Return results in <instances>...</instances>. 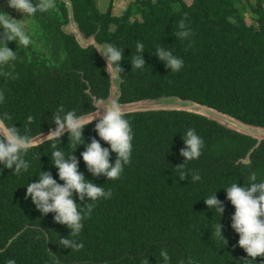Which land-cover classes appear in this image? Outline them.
Masks as SVG:
<instances>
[{"label":"trees","instance_id":"1","mask_svg":"<svg viewBox=\"0 0 264 264\" xmlns=\"http://www.w3.org/2000/svg\"><path fill=\"white\" fill-rule=\"evenodd\" d=\"M68 1L85 37L93 34L96 43L122 49L119 103L177 97L264 127V0H133L118 16L111 15L110 0L104 12L97 9L99 0ZM245 10L252 24L245 23ZM26 18L35 38L29 47L11 49L15 59L0 66L5 97L0 119L31 138L56 126L52 117L61 106L62 115L92 111L91 97H106L108 79L96 52L80 49L60 31L67 22L62 2L55 0L53 9ZM181 19L191 33L184 40L175 37ZM138 42L144 44L142 69L131 67ZM160 46L183 60L179 72H171L155 56ZM29 115L34 117L31 124ZM125 119L132 128V152L115 181L93 177L81 158L93 138L110 147L94 131L97 122L85 126L84 143L76 149L68 133L57 142L65 159L74 151L86 181L112 193L95 201L90 217L81 221L75 237L84 245L79 251L61 248L59 239L70 230L54 222L55 213L42 214L25 196L27 185L38 182L41 172L63 184L52 166L56 141L29 149L24 155L29 168L19 175L0 164V264L10 259L15 264H142L145 258L148 264H165L160 256L164 249L167 264H264V256L248 259L238 246L239 236L230 226L235 209L225 192L233 183L249 186L252 172L256 183L264 182V141L244 164L241 160L255 141L199 116L160 111L126 114ZM188 129L203 140V148L199 158L178 169ZM115 158L110 153L109 162ZM182 170L188 173L186 180L179 179ZM194 172L199 181H192ZM213 194L222 202V214L204 204ZM72 199L83 212L87 197L80 201L73 193ZM217 223L225 241L214 235Z\"/></svg>","mask_w":264,"mask_h":264},{"label":"clouds","instance_id":"2","mask_svg":"<svg viewBox=\"0 0 264 264\" xmlns=\"http://www.w3.org/2000/svg\"><path fill=\"white\" fill-rule=\"evenodd\" d=\"M7 6L24 14V17H32L37 12L44 13L53 9L55 0H36L35 4L32 0H7ZM0 29L3 30L2 39H0V45H2L0 46V66H3L15 59V52L6 47L7 42L14 41L18 46L27 47L31 44V39L24 30L23 19L17 21L7 14L0 13ZM178 29L175 33L177 39L184 40L191 35L184 19L178 22ZM97 49V52L106 59L104 71L108 73L112 81H118L123 71L120 66L123 58L122 49L111 44L98 45ZM136 52L137 55L132 57L131 67L142 69L145 67V61L141 55L144 53L143 43L136 44ZM155 56L171 72H179L183 68V60L174 56L171 50L163 46L156 48ZM3 74L6 77L11 76L8 72ZM4 99L3 93H0V103ZM96 104V112L80 116H77L74 110H69L62 115L64 108L61 106L52 117L56 125L55 130H49L47 136L43 137L45 141H56L52 144V147L56 149L51 154L52 166L58 169V177L63 184H58L51 173L41 172L38 182L27 185L25 196L31 197L36 209L42 214L55 213L54 222L65 225L70 230L67 238L59 239V245L63 249L79 251L84 247L83 243H78L75 239L82 230L81 221L90 217L95 201L99 198L109 199L112 193L85 180L83 174L78 171L79 162L73 155L74 151L65 159L64 152L58 150L59 138L67 131L76 149L78 145L84 143V141L81 143L82 130L98 118L94 131L100 140L110 147H102L95 138L85 146L81 158L87 171L93 177L103 176L106 180L115 181L120 178L124 166L130 162L133 133L129 121L125 119L126 112L116 99L107 102L97 99ZM100 109L103 110L102 114ZM5 118L11 119L7 114ZM33 121L34 117L29 115L27 123L31 124ZM183 142L185 147L179 154L184 157V163L177 166L178 169H183L186 162L199 158L203 148V140L195 134L194 129L187 130ZM33 147H38V143L27 135H20L18 128L8 126L4 119H0V164L7 169H14V175L27 171L29 164L24 159V155ZM110 153L116 154L114 163L109 162ZM187 175L188 173L182 170L179 179L186 180ZM200 179L201 176L198 173H192L193 182ZM256 180L257 175L252 172L249 176V186H238L237 183H233L225 191L227 200L235 209L230 226L239 236L238 246L251 260L264 256V182L256 183ZM73 193L80 201H84L87 197L88 202L83 204L85 206L83 212L72 199ZM204 204L210 210L213 208L218 210L220 214L224 211L222 202L216 198L215 194L204 200ZM221 229L222 225L217 223L214 235L224 240ZM160 256L165 264L170 260L166 249L161 250ZM6 264H15V260L10 259ZM142 264H148V259L145 258Z\"/></svg>","mask_w":264,"mask_h":264},{"label":"water","instance_id":"3","mask_svg":"<svg viewBox=\"0 0 264 264\" xmlns=\"http://www.w3.org/2000/svg\"><path fill=\"white\" fill-rule=\"evenodd\" d=\"M63 3V7L66 12V19L67 22L60 26V31L67 36H71L76 43V45L80 49H85L87 47H91L97 54V56L100 58L104 65V69L106 67V59L101 56L99 52H97V46L98 45H104V43L98 44L94 40V35H90L85 37L83 33H81L78 28L77 24L73 20V15L71 11V5L68 0H58ZM70 26L72 29V32H63L62 27ZM105 75L108 79V89H107V95L103 99L105 102L116 99L118 101L120 90H119V84L121 83V79L119 78L118 81H112L108 73L105 72ZM85 93L88 94V91L86 90ZM92 100V106L93 110L82 114L87 115L91 114L97 111V104L94 99V97H91ZM122 107V109L126 112V114L131 113H145V112H160V111H175V112H183L190 115H196L199 116L207 121L214 122L218 126L234 132L238 135L250 138L255 141V145L252 146V148L247 152L244 159L241 160L242 163L246 164L248 163V155L249 153L257 147L259 142L264 141V127L254 126L250 124H245L240 122L239 120L225 114L222 112H219L213 108L207 107L205 105L198 104L196 102L190 101V100H182L177 97H160L157 99H141V100H135L128 103H119ZM102 114V109L99 110ZM80 116V115H79ZM98 122V118L95 119L92 123ZM56 127V126H55ZM55 127L50 128L42 133H39L35 135L34 137H31L35 142L38 143V145L47 142L49 140H44V136H47L49 130H55ZM67 133V131L64 132V134Z\"/></svg>","mask_w":264,"mask_h":264},{"label":"rangeland","instance_id":"4","mask_svg":"<svg viewBox=\"0 0 264 264\" xmlns=\"http://www.w3.org/2000/svg\"><path fill=\"white\" fill-rule=\"evenodd\" d=\"M109 0H99L97 3V9L99 12H104ZM111 1V15L113 16H118L120 13L126 8V6L131 3L133 0H110ZM186 4H188L190 1L189 0H183ZM0 9L3 10L4 12L8 13L10 18L15 19L18 17L15 13H12L13 9L9 8L7 6V1L4 0L3 3L0 1ZM244 19L246 24H252V20L250 16L248 15L247 10H245L244 13ZM27 25V23H26ZM25 25V26H26ZM62 31L67 33V32H72V29L70 26L67 27H62Z\"/></svg>","mask_w":264,"mask_h":264},{"label":"flooded vegetation","instance_id":"5","mask_svg":"<svg viewBox=\"0 0 264 264\" xmlns=\"http://www.w3.org/2000/svg\"><path fill=\"white\" fill-rule=\"evenodd\" d=\"M0 1H2V3H3L4 0H0ZM6 1H7V0H6ZM56 1H57V0H56ZM0 13H4V14H7V15H8V13L4 12V11L1 10V9H0ZM12 13H15V14L18 16V17L16 18L17 21L23 19L24 30H25V32L30 36V38H33V40H34L35 37L33 36L32 32L30 31V25H29V23H30V19L24 17V14H22V13L16 11V10H14V9H13ZM26 23H27V25H26ZM25 25H26V26H25ZM60 26H61V25H60ZM59 29H60V27H59ZM2 32H3V30L0 29V38H1V39H2ZM29 46H30V45H29ZM29 46H28V47H29ZM6 47H8L10 50L13 49V50H16V51H18V49H21L20 46H18V45L16 44V42H14V41H13V42H7V43H6ZM16 51H15V52H16ZM44 54H45V57H47V51H46V52L44 51ZM39 58L41 59L42 57H39ZM47 58H48V57H47Z\"/></svg>","mask_w":264,"mask_h":264}]
</instances>
